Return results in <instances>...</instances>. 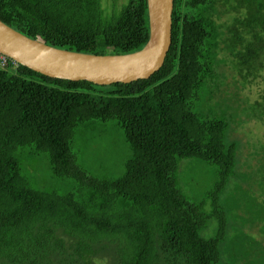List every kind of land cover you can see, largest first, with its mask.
I'll list each match as a JSON object with an SVG mask.
<instances>
[{
  "label": "trees",
  "instance_id": "16d2710c",
  "mask_svg": "<svg viewBox=\"0 0 264 264\" xmlns=\"http://www.w3.org/2000/svg\"><path fill=\"white\" fill-rule=\"evenodd\" d=\"M102 1L0 0V21L63 50H141L149 39L147 0H126L111 13ZM232 10L240 16L227 25L221 18ZM224 51L235 57L233 69L249 71L243 80L262 76L264 83V0H174L170 49L144 80L99 86L19 64L0 68V264H230L223 247L234 225L220 199L240 189L237 172L246 176L236 171L240 145L231 133L227 141L226 120L195 105L234 84L220 68L230 59ZM90 121L122 129L131 157L121 177L99 180L76 164V129ZM21 152L46 155L51 175L76 189L40 190ZM191 159L217 170L199 201L188 199L179 180L181 162ZM211 219L216 233L205 238ZM252 227L262 242L264 224ZM245 264H264V252L248 251Z\"/></svg>",
  "mask_w": 264,
  "mask_h": 264
},
{
  "label": "rangeland",
  "instance_id": "374dc122",
  "mask_svg": "<svg viewBox=\"0 0 264 264\" xmlns=\"http://www.w3.org/2000/svg\"><path fill=\"white\" fill-rule=\"evenodd\" d=\"M128 1V0H127ZM126 0H103L106 13L113 8L120 9ZM239 12L229 11L221 18L227 25H232ZM226 29V26H223ZM222 54L229 59L226 51ZM230 60L234 61L233 63ZM235 57L229 59L226 65H221L226 72L230 90L224 88L212 101L201 98L197 104L198 111L205 115L222 118L228 123V136L240 145L237 155L236 171L245 172L242 176L237 172L238 190L232 192L236 186L234 178L230 182L226 199L221 197L220 204L226 208V216L230 228L228 240L223 247V257L230 264H245L248 262V251L251 255L264 252V240L259 230L252 226L264 224V83L262 76L254 79L246 74L244 69L235 70ZM263 70V69H261ZM263 75V73H261ZM234 78V79H233ZM72 151L76 164L84 169L88 175L96 179H116L125 171V163L131 157V151L125 141L122 129L113 121H90L76 129ZM21 164L43 192H55L65 195L76 189V183L70 179L53 177L50 172L48 157L46 155L31 156L21 152ZM216 168L201 160L191 159L182 161L179 170V180L183 191L191 201H199L206 196V192L213 187L216 179ZM244 177V178H243ZM233 183V184H232ZM210 206L207 204V210ZM216 221H208V227L202 232L205 238H212L216 233ZM97 259V258H95ZM97 259L92 264H107L106 259Z\"/></svg>",
  "mask_w": 264,
  "mask_h": 264
},
{
  "label": "water",
  "instance_id": "95a60500",
  "mask_svg": "<svg viewBox=\"0 0 264 264\" xmlns=\"http://www.w3.org/2000/svg\"><path fill=\"white\" fill-rule=\"evenodd\" d=\"M174 0H147L149 39L130 54L95 55L63 50L32 40L0 21V52L50 78L99 86L149 78L164 63L172 42Z\"/></svg>",
  "mask_w": 264,
  "mask_h": 264
},
{
  "label": "built area",
  "instance_id": "2783aa9c",
  "mask_svg": "<svg viewBox=\"0 0 264 264\" xmlns=\"http://www.w3.org/2000/svg\"><path fill=\"white\" fill-rule=\"evenodd\" d=\"M9 63H11L13 67L17 65L15 61L0 52V68L6 69Z\"/></svg>",
  "mask_w": 264,
  "mask_h": 264
}]
</instances>
